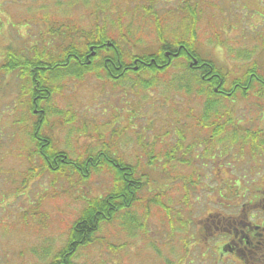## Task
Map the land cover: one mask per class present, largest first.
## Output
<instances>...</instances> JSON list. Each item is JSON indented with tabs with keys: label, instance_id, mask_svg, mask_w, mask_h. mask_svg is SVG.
Returning <instances> with one entry per match:
<instances>
[{
	"label": "trees",
	"instance_id": "obj_1",
	"mask_svg": "<svg viewBox=\"0 0 264 264\" xmlns=\"http://www.w3.org/2000/svg\"><path fill=\"white\" fill-rule=\"evenodd\" d=\"M186 1L184 9L192 21L179 33L181 36L173 38L164 28L165 21L172 18L166 11L161 15L158 10L161 0L62 1L56 6L66 5L68 11L69 3L74 4L75 10L79 5L86 7L88 12L81 14L86 15L87 23L80 22L75 14L65 15L66 10L44 18L43 46L40 48L44 58L41 87L38 90L31 87L29 79L24 82L17 102L22 108L21 113L15 111L11 121V126L17 129L19 126L23 134L12 132L8 139H21L15 147L16 156L21 165L25 161L32 164L23 169L27 175L23 174L21 188L28 187L38 178L40 184L41 178H45L48 187L39 195L40 205L59 191L67 194L65 190L80 205L66 228L65 241L47 264H86L84 251L101 246L105 233L116 234V227L122 228L130 237L147 235L146 224L137 219L135 213L142 206L149 208L157 204L167 210L170 208L162 198L167 191L160 187L169 180L162 174L165 172L153 169L146 161L129 160L118 147L114 131L108 133L109 140L104 142L105 134L96 127L95 142L86 128L80 125L70 128L65 122L63 111L54 105V97L69 90L71 83L77 85L75 83L95 80L113 90L129 84L132 90L143 91L146 97L152 98V108H162L168 100L175 109L188 105L185 109L191 111L182 110L181 116L195 118L196 123L189 131L193 138L188 140L186 130H182L178 140L171 144L166 142L168 149L163 163L172 159L190 165L196 153L212 151L216 144L228 147L225 143L235 139L224 134L237 133L239 129L235 110L227 109V106H233L237 99L252 96L264 105L262 66L253 62L240 74H233L226 66L219 65L211 57L217 44L211 47L212 50H206L199 41V18L210 4L204 2L202 8V0ZM146 32L153 39L144 41ZM35 51L38 52V48ZM29 64H19V69L26 71ZM24 76L28 77V73L24 72L20 78ZM151 89L157 93L154 99ZM169 93H174L175 97ZM146 97L144 99H148ZM194 106L201 110L192 115ZM37 107L43 111L35 115ZM75 108L74 103L68 106L73 116H76ZM128 113L137 114V110L132 107ZM75 120L71 118L68 122ZM197 129L203 133V138ZM257 131L251 133L252 139L256 140L251 145V152L259 154L264 149V136L262 130ZM64 135L66 142L62 140ZM158 138L153 146L162 143V138ZM97 144L100 146L95 147ZM20 145L23 148H19ZM148 153L150 158L154 155L161 162L160 152ZM167 164L163 165L167 167ZM99 176L104 177L103 186L92 188L87 185ZM59 180H62L61 189L57 188ZM86 185L88 190H85ZM74 192L78 193L74 195ZM177 223L184 225L176 217L170 222L172 231ZM11 227L13 229V224Z\"/></svg>",
	"mask_w": 264,
	"mask_h": 264
},
{
	"label": "rangeland",
	"instance_id": "obj_2",
	"mask_svg": "<svg viewBox=\"0 0 264 264\" xmlns=\"http://www.w3.org/2000/svg\"><path fill=\"white\" fill-rule=\"evenodd\" d=\"M62 1L73 0H10L4 4V8L16 15L14 20L32 21L34 26H36L35 21L38 14L44 13L43 17L46 18L51 14L52 16L59 12L62 14L61 12H65V10V15L75 14V18H79L80 22L87 23L86 15L81 14L88 12L86 7L79 5L75 10L74 4L69 3L68 11L66 5L58 4L56 6L57 2ZM207 1L216 3L218 6L213 8L214 11H211L209 15L203 14L198 29L199 41L206 50H212L211 47L217 42L218 37L224 45V47H214L215 53L211 57L219 65L226 66L233 74H240L253 62L260 64L264 70V9L257 6L254 0ZM179 6V0L170 3L165 0L158 5V10L163 11ZM259 11L262 15L259 14ZM31 13L34 16H31ZM179 17L170 15V18L173 19ZM186 27L184 21H171L164 25V28L172 34V38L176 35L181 36L179 33L186 30ZM143 39L148 41L153 39V36L146 32ZM12 84H14V80ZM75 84L78 86L71 83L69 90L54 97V105L61 108L66 117L65 122L70 124L69 127H79L78 125H80L82 128H86L92 134L90 138L95 142L96 127L99 128L101 134H105L104 142L109 140L108 133L114 131L117 135L115 139L118 147L129 160L133 162L146 161L153 169L165 172L162 174L169 178L168 181H165V186L160 185V187L167 191L162 195V198L170 208L167 210L157 204H152L149 208L142 206L135 212L136 218L146 224L147 235L138 234V237H130L122 228L116 227V234L105 233V239L101 246H92L84 251L85 263L213 264L212 257L207 255V259H205L202 255L207 245L205 240L201 236V239L197 238V235L202 234V224L207 212L220 207L218 206L217 193H211L210 188L226 184L233 186L238 182V179L241 183L237 184L242 186L247 184V186L253 187V180H255L256 186H263L264 155L261 160L256 162L251 159L246 145L239 144L232 147L231 150H226L227 147H224L218 151L209 149L205 153H198L196 155L198 157L194 156L190 165L172 159L163 163L166 161L168 149L166 142L171 144L178 140L182 130H186L189 139L193 138V133H189V131L195 125L194 118L181 116L183 115L182 110L191 111L185 109L188 105L175 109L171 100H168L164 107L152 108V98L146 97L143 91L132 90L129 84L125 88L115 90L111 86L103 87L99 81L95 80ZM11 86L7 92L3 93L0 101L1 110H5L7 107L5 103L11 104L15 95L14 92L13 94L11 92ZM150 93L155 94L154 99L157 94L155 89H151ZM159 93H162L161 90ZM74 95L75 97L72 98ZM169 95L175 97L174 93H169ZM144 97L148 99H144ZM71 103H74L76 107L74 110L76 116L68 111V106ZM16 105L17 101H14L12 106H8L15 108ZM132 107L137 110V114L130 115L128 113ZM227 107V109L235 110L241 127H256L258 122L264 121V110L262 111L264 106L252 96L246 99H237L233 106ZM197 109L198 107L194 106L192 115L197 112ZM261 111L259 120L257 112ZM71 118L76 120L70 123L68 120ZM12 120V115L2 114L0 116V156L4 157L5 152L3 151L6 150L10 155L9 158L13 161L11 163L10 159L0 160V169L18 164L16 161L18 158L14 154H16L17 141L21 139L8 138L12 135V131L21 136L23 130L19 126L18 129L11 126ZM250 135L251 133L243 132L240 139L230 141L228 144L232 145L238 140L255 144L256 140L252 139ZM158 137L162 138L160 140L162 143L157 141L158 144L153 146L154 141L159 139ZM62 140L66 142L65 135ZM71 142H74L73 138ZM99 146L100 144H97L95 147ZM19 148H23L22 145ZM148 151L160 152L161 162L155 159L154 155H152L153 158H150ZM212 154L215 155V158H210ZM27 164L32 166L25 161L22 162L21 167H15L16 176L14 172L1 174L0 187H5L7 182L4 183V181L11 178L10 182L21 188L23 184L19 183L21 178L19 172ZM163 164H167V167ZM45 175L43 174V176ZM41 180L42 183L39 184L40 179H36L28 188L22 189L20 192H17L18 188H16L13 200H10V194L0 193L2 207H0V264H47V261H50L51 256L58 249L68 224L78 211L80 205L69 195L67 190H65L67 194L59 191L55 197L47 198L45 202L43 200L44 203L40 205L39 195L48 187L45 178H41ZM61 181L59 180L57 183L58 189H61L59 186ZM103 183L104 177L99 176L90 180L87 185L96 188L103 186ZM87 185L85 190H88ZM64 186L68 187V183H65ZM156 186L158 187L157 183ZM70 190L73 191L71 188ZM77 193L74 192V195ZM232 197L236 196L232 194ZM38 204L40 209L37 210ZM43 211H45L44 214H42ZM176 217H179L184 225L177 223L174 226L175 230L172 231L170 222L174 221ZM9 222L13 223V229L11 223L8 227L2 225V223ZM206 241H209L210 247L213 246L211 240ZM180 253L187 255L186 261H182V263L177 261Z\"/></svg>",
	"mask_w": 264,
	"mask_h": 264
},
{
	"label": "flooded vegetation",
	"instance_id": "obj_3",
	"mask_svg": "<svg viewBox=\"0 0 264 264\" xmlns=\"http://www.w3.org/2000/svg\"><path fill=\"white\" fill-rule=\"evenodd\" d=\"M9 1L0 0V101L13 80L12 94L18 95L22 91L20 75L24 72L28 73V77H24L30 80V86L38 90L44 68L43 52L40 50L43 46V23L38 22L35 28L33 22L14 20L13 13L4 8ZM254 2L261 6L264 0ZM25 62H30V68L21 71L19 64ZM8 64L15 67H3ZM12 110L7 106L0 114ZM34 112L39 113V107ZM210 190L217 193L220 207L207 212L202 234L197 235L207 244L202 252L204 258L207 259V255L212 257L213 264H264V185L241 187L235 184L216 186ZM206 240H211L213 246L210 247Z\"/></svg>",
	"mask_w": 264,
	"mask_h": 264
}]
</instances>
